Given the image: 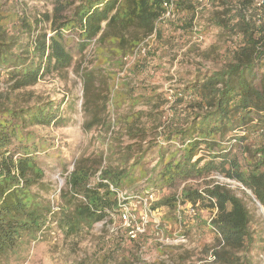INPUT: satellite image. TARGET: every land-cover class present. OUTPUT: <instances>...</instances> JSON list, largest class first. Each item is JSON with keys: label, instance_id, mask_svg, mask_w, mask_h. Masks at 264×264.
<instances>
[{"label": "trees", "instance_id": "trees-1", "mask_svg": "<svg viewBox=\"0 0 264 264\" xmlns=\"http://www.w3.org/2000/svg\"><path fill=\"white\" fill-rule=\"evenodd\" d=\"M7 1L5 5L0 1V75L7 78L4 83L0 79V257L19 249L27 251L56 214L66 236L89 230L104 220L112 221L118 203L117 192L110 185L124 189L125 179L145 161L153 146L157 147L159 175L174 176L181 163L199 174L218 172L250 191L264 207V20L258 19V14L264 15V8L258 10L252 0L213 3L222 6L210 17L221 33L219 38L232 36L234 41L221 49L216 44L210 46L204 56L213 57L220 66L195 71L188 82L174 87L171 93L155 86L136 87L133 77L126 75L122 81L124 99L135 98L137 88L149 90L151 94L143 93L137 99L152 109L127 111L116 120L125 124V136L130 140L126 144L113 142L115 119L103 120L106 137L113 140L107 154L102 151L92 163L84 159L77 162L65 187L60 188L56 213L55 202L41 194L52 189L44 182L46 173L35 153L37 144L27 138L26 129L32 124H63L62 105L40 99L21 104L19 93L46 74L59 75L73 66L72 38L81 52L94 40L110 52L132 50L157 29L156 21L166 10L165 0H54L51 12L37 15L27 10V0ZM176 4L188 14L178 21L190 41L194 36L195 0H177ZM202 30L206 34L209 26L202 25ZM96 72L84 70L80 74L86 91L99 79ZM169 96L178 105L171 106V113L169 110L165 115L161 107ZM105 108L98 106L99 110ZM143 117L159 121L162 127L150 130L141 122ZM99 120L96 116L89 126L94 127ZM149 135H161L163 140L145 145ZM172 142L179 143L180 157L167 159L166 146ZM175 200L162 197L155 207L174 209ZM182 201H209L208 206L216 210L212 223L221 238L212 264H249L255 235L251 211L243 198L228 184L216 182L203 190H185ZM130 240L138 245L144 235ZM116 264L147 263L133 253L122 256Z\"/></svg>", "mask_w": 264, "mask_h": 264}, {"label": "rangeland", "instance_id": "rangeland-1", "mask_svg": "<svg viewBox=\"0 0 264 264\" xmlns=\"http://www.w3.org/2000/svg\"><path fill=\"white\" fill-rule=\"evenodd\" d=\"M0 1L4 5L8 4L7 0ZM27 2V10L34 15L47 10L51 12L54 8V0H27L26 5ZM252 4L254 5L253 0ZM221 7L215 5L200 13L198 24L209 26L202 41L194 37L190 41L187 40V36L183 34L182 23L178 20L180 17L186 18L188 14L180 10L176 11L174 18L157 21L156 26L161 29V33H156L152 38L150 35L145 36L125 54H120V49L110 52L96 40L81 52L79 45L72 38L73 66L59 75L46 74L37 84L19 93L21 104L25 101L31 104L40 99L62 105L60 113L65 117L63 124H32L26 129V134L29 135L27 138L37 144L35 153L46 173L44 182L52 189L49 192L42 190L41 194L55 202L56 213L59 211L57 201L60 188L65 187L67 177L77 162L84 159L92 163L102 151L104 155L107 154L113 140L109 139V136L106 137L103 120L115 119L112 136L116 139L113 142L126 144L130 140L125 136V124L116 120L122 118L127 111L152 109L151 105L142 104V101L137 99V96L143 93L151 94L149 90L137 88L133 94L135 98L124 99L122 88L125 87L122 86V81L126 75L133 77L132 85L136 87L155 86L159 87V91L171 93L174 87L183 86L188 82L195 71L220 66L214 62L213 57L204 55L214 44L219 45L221 49L234 41L232 36L223 35L219 38V29H216L210 20L213 12ZM258 17L264 20L263 14H258ZM46 23L48 26L50 20ZM144 46L145 52L142 51ZM113 47L118 48L116 45ZM136 48H141L136 60L124 59ZM94 69L99 79L97 78L93 87L86 91L80 74L84 70ZM102 78L107 80L102 82ZM0 79L4 83L7 78L0 75ZM95 93H100V96H95ZM104 96L107 99L103 98ZM100 105H105L106 108L99 110ZM162 105L161 109H165L164 113L168 115L170 107L178 104L169 96V101ZM96 116L100 117L99 122L90 127L89 122ZM163 118L161 117L162 120ZM141 122H145L150 130L155 126L159 127L158 129L162 127L159 121L155 122L147 117H143ZM154 137L158 139L155 140ZM148 138L145 145L150 142H153L150 143L153 145L163 140L161 135H149ZM166 148L167 159L180 155L176 142L170 143ZM156 152L157 147H151L145 161L138 164L125 179L124 190L129 192L155 189L159 192L160 199L165 196L175 197L176 208L160 207L159 213L156 214L161 221L160 227L156 228L150 221L147 231L143 234L144 240L140 244H133L139 242L130 240L124 225L115 217L112 221L98 222L91 229L83 230L79 234L66 236L58 225L59 215L56 214L55 217H50L44 230L38 232V239L27 251L19 249L15 254L2 256L0 264H116L122 256H131L133 253L147 264H212L215 260L214 248L221 238L212 223L216 210L208 206L209 201L199 202L198 205L195 204L196 213L193 215L190 213V204L193 203L182 201V194L187 189L203 190L216 182L228 184L237 196L245 200L251 211V231L255 235V248L249 253V264H264V207L257 203L251 192L218 172L199 174L195 170L190 171L189 166L184 163L179 167L181 171L177 167V173L170 178L169 175H159V159ZM100 173L101 171L97 174ZM183 236L185 241L179 239Z\"/></svg>", "mask_w": 264, "mask_h": 264}, {"label": "built area", "instance_id": "built-area-1", "mask_svg": "<svg viewBox=\"0 0 264 264\" xmlns=\"http://www.w3.org/2000/svg\"><path fill=\"white\" fill-rule=\"evenodd\" d=\"M220 0H195L196 4V17L194 20V38L198 41L204 39V33L202 30V25L198 24L197 19L200 16V13L208 7H212L213 3H217ZM254 6L258 10L264 8V0H253ZM177 0H165L163 6L165 7V12L157 20L170 19L176 17V11H179ZM156 21V23H157ZM157 29L150 35V38L156 36ZM139 49L136 48L133 52L127 54L124 59L126 60H136L139 54ZM146 46L142 48V51L145 52ZM179 145L178 142H176ZM110 187L116 190L117 192V213L113 218L117 217L120 219L122 225L126 229L130 239H138L147 231V226L150 221L154 223L156 228H159L161 225L160 218H157L156 214L159 213L160 207H155L157 201L160 199L159 192L153 189H145L140 191H130L124 189H117L116 187L110 185ZM197 205L199 202L196 203ZM190 213L193 215L196 213L195 204H190ZM159 230V229H158ZM182 241H185L186 238L183 236L179 238ZM179 239H175L179 241Z\"/></svg>", "mask_w": 264, "mask_h": 264}, {"label": "water", "instance_id": "water-1", "mask_svg": "<svg viewBox=\"0 0 264 264\" xmlns=\"http://www.w3.org/2000/svg\"><path fill=\"white\" fill-rule=\"evenodd\" d=\"M249 192H250V191H249ZM257 203H258L260 206H262V204H260V202H259V201H258ZM262 207H263V206H262Z\"/></svg>", "mask_w": 264, "mask_h": 264}]
</instances>
